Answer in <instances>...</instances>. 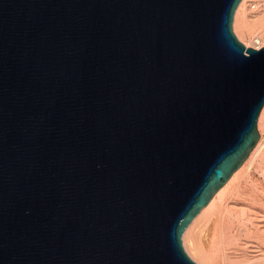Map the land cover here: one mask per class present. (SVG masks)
<instances>
[{"label":"water","instance_id":"1","mask_svg":"<svg viewBox=\"0 0 264 264\" xmlns=\"http://www.w3.org/2000/svg\"><path fill=\"white\" fill-rule=\"evenodd\" d=\"M240 1L0 0V264H196L260 140Z\"/></svg>","mask_w":264,"mask_h":264},{"label":"bare ground","instance_id":"2","mask_svg":"<svg viewBox=\"0 0 264 264\" xmlns=\"http://www.w3.org/2000/svg\"><path fill=\"white\" fill-rule=\"evenodd\" d=\"M261 2L241 0L234 13L233 33L246 49L264 48L263 37L248 33L264 13ZM257 129L260 140L246 161L183 233L196 264H264V107Z\"/></svg>","mask_w":264,"mask_h":264},{"label":"rangeland","instance_id":"3","mask_svg":"<svg viewBox=\"0 0 264 264\" xmlns=\"http://www.w3.org/2000/svg\"><path fill=\"white\" fill-rule=\"evenodd\" d=\"M261 1H262L261 3L264 5V0H261ZM263 17H264V13L260 14L258 16V18H256V20L254 22V26L252 25V27L250 28V30L248 32L249 33V37H253V36H257L258 35V36L264 38V18ZM233 32H234V29H233ZM258 36L256 37V39H258ZM260 40L262 42V39H260Z\"/></svg>","mask_w":264,"mask_h":264}]
</instances>
